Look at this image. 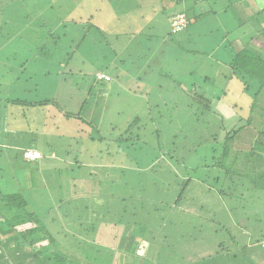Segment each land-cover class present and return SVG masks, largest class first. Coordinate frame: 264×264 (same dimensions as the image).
Returning <instances> with one entry per match:
<instances>
[{"label":"rangeland","instance_id":"obj_1","mask_svg":"<svg viewBox=\"0 0 264 264\" xmlns=\"http://www.w3.org/2000/svg\"><path fill=\"white\" fill-rule=\"evenodd\" d=\"M7 1L3 0L4 3ZM15 1L16 4L27 2ZM51 1L45 5H62L61 10H45L41 17L52 26L56 25L52 31L42 28L33 19L23 21L22 15L27 9L18 12L19 8L11 5L19 14L15 23L11 21L0 31V47L6 49L4 54L0 53V100L8 98V90L14 85L12 81L18 74L23 81L18 86H29V91L25 94L15 90L13 94L16 97L25 95L29 100L53 98L64 111L70 110L71 113H77L86 101L85 119L101 124L96 126H99L100 134L108 142L103 146L81 133L76 136L79 148L74 151L75 155L59 156L64 155L65 151L58 149L60 144L63 145L62 141L57 140L58 134L48 131L53 121H49L47 128L42 124L43 119L48 121L56 118L57 112L51 114L48 111L44 114L41 109L30 112L31 123H38L40 128L33 127L37 134V145L41 150H48L44 152H51L42 164L43 155L40 150H26L41 157L36 173L38 186L35 188L40 190L36 194L30 188L32 183L28 178L27 166L19 155L11 161L13 151L7 150L8 146L14 144L23 148L27 138L34 137L21 133L27 132L26 129L8 128L7 121L0 116V180L8 186L15 187L18 183L16 189L22 188L24 184L23 187L29 191V202L35 204L42 218L45 211L54 205L57 221L50 215L45 216L44 220L62 242L56 252L80 261L88 258L94 264H202L204 259L218 253V246L231 247L232 240L237 239L239 245L246 246V239H264V187L257 186L256 181L246 177L251 166V161L246 157L249 153V132L240 133L230 143L228 163L234 156H238L236 165L232 163L237 169L231 168L228 182L222 188L216 187L213 182V177L220 172L212 168V157L219 155L212 153L210 147L212 145L218 149L226 134L238 126L233 105L242 101L240 99L246 94L255 95V78L245 75L232 77L230 70L220 71L228 75L214 76L216 64L213 63L206 71L215 84H207L208 93L205 96L222 98L215 101L210 113L206 112L197 101L189 100L180 88L179 83L189 84L191 77L184 75L182 70L191 68L193 62L188 61L183 66L175 64L171 57L172 49L177 48L171 44L175 38H170L164 45L160 37V34L167 35L168 31L161 14L169 11L172 6L159 5L155 15L148 11L142 12L150 20L155 19L147 23L146 20L142 21L140 13L135 10L134 0ZM33 2L30 0V5ZM240 12L243 16L250 15V11ZM4 14L9 15L8 12ZM32 15L36 14L32 12ZM60 15L72 18L75 22L67 20L61 24L58 22ZM88 15L93 16L90 22L87 20ZM260 21L264 25V15ZM94 25L101 31L98 32ZM107 30L120 33L133 31V44L143 43L139 51L142 58L137 59L131 51L120 52L118 58H115L114 52L118 53L116 45L120 43L112 41L106 34ZM140 31H144L142 35ZM13 32L14 37L8 39L7 36ZM51 34L56 40L53 37L51 39ZM18 35L22 36V43H14ZM45 35L48 38H42ZM84 36H87L86 42L77 48V43ZM39 41L40 47L45 46L46 49L38 53ZM182 46L194 49L192 42ZM13 54L18 55L12 57ZM190 55L184 52L179 56L184 61ZM221 56L230 62L233 54L228 52ZM21 64H25L24 71L21 70ZM94 75L97 78L104 75L103 78L109 80L112 86L110 92L102 94L97 90L101 84L94 81ZM30 77H33L30 79L32 85L25 84ZM91 86L94 90L92 95ZM245 88H249L248 93ZM224 93L226 97L223 99ZM137 97L139 99L134 100ZM17 115L21 118L19 112ZM137 116L142 120L141 125L126 133L128 125ZM251 129L256 131L251 127L250 133ZM18 131H21L20 136L15 134ZM91 131L94 137L96 134L93 129ZM121 135L124 139L130 136L135 138L117 145L112 138ZM47 143L57 144V148L49 151ZM14 153L20 154L18 151ZM24 153L23 160H26ZM123 154L129 159L124 160ZM71 158H77L83 167L73 172L61 168V173L60 170L58 173L60 164L75 163ZM114 161L122 165H111ZM204 162L210 164L209 169L200 167ZM44 163H49V166L46 167ZM110 167L114 171L110 172ZM244 167H248L246 171ZM71 173L78 180H72ZM91 173L94 178L88 180L87 176ZM234 176L240 180L237 177L234 179ZM188 180L190 183L175 207L179 186ZM130 184L134 188H128ZM92 226L96 228L90 230ZM243 231H246V236H241ZM39 246V249H43L46 245ZM8 252L11 253L10 250ZM23 253L30 255L24 264H39L31 260L34 252L24 250ZM13 254L22 256V252ZM52 254L50 250L47 252V255ZM260 257L264 259V253ZM260 264H264V261Z\"/></svg>","mask_w":264,"mask_h":264},{"label":"trees","instance_id":"obj_2","mask_svg":"<svg viewBox=\"0 0 264 264\" xmlns=\"http://www.w3.org/2000/svg\"><path fill=\"white\" fill-rule=\"evenodd\" d=\"M8 1L7 3H4L3 0H0V6L7 5L9 3ZM37 1L39 2V0ZM50 1L51 0H42V2L39 3H48ZM177 1L181 2V0H177ZM14 2L15 5H30V0H27L28 3L26 2V4L25 3L22 4V2L21 4L20 3L16 4L15 0ZM32 5L38 6V3L34 0ZM61 6L59 7L61 8ZM217 7L218 8L216 9L213 6H211L210 9L195 13L193 15L191 13H187L188 10L187 12L184 13L183 10L181 9L178 10L176 7H173L172 5L170 10L166 11L168 12V14H166V12H162L161 14L163 19H165V23L168 27V31H167V35L163 36L160 34V37L162 38L161 40L162 43H164V45L166 42H168L170 38H175L174 40H171L172 41L171 44L173 45L175 44L177 46V48L172 47L173 49H172L171 57L173 58L175 64H179L183 66L184 63L187 65L188 61L190 63L193 62V66L191 68L187 67L186 69L182 70L184 71V75L191 77V80L189 81L188 85L179 83L180 88L184 90L189 100L193 99V101H197L201 105V107L206 110V112L208 111L210 113L211 108L214 106L215 101L216 100L220 101V99L222 98V97L220 98L217 97L216 99H214L210 97L207 98L205 96L207 92L206 89L207 84L210 85L212 84L213 86L215 84L212 76H209L206 70L210 69L212 64L215 63L216 73L214 76L220 75V73H218V71L220 70L218 69L222 67L221 64L219 65L218 60L221 59L222 57L221 55L223 53L227 54L228 52H231L233 54L232 60L227 64L228 68L226 69V70H230L232 77L234 75H240V76L245 75L250 78H255L256 88L253 90L255 95L246 94L240 99L242 101L236 102L233 105L234 111L236 110L234 114L236 115L235 119L238 121V126L236 125L231 131H229L226 134L223 143L220 142V144L222 143V146L219 145L218 149H216L212 145H210V147L212 153L219 155L218 157L215 158L212 157V162H213L212 168L220 172L213 177V182L215 183L216 187L222 188V186L228 182L229 176L231 175L230 172L231 168L237 169V167H234L233 164L236 165L238 161V156H234L231 162L228 163V159L230 158L231 155L230 143L236 137H238L240 133L243 132L246 134V132L247 133L249 132L247 138V141L250 142L248 143L249 153L246 155V157L251 161V166H250V172L249 171L246 172L248 174L246 175V177L250 178L254 182L256 181L257 186L264 187V25L260 21V18H262V16L264 15V9H257V10L254 9V11L252 10L250 15L247 17V16H243L240 11L234 10L233 12L232 10H228L229 6L223 7L218 5ZM220 8H225V9L223 12H220ZM48 10H52V9L50 8ZM177 14H184L186 22H185V26L180 31L174 32L171 27V18L176 16ZM191 16H193L194 19H191ZM60 17L62 18V21L59 20L58 22H60L61 24L66 23L67 20L70 21L73 20L72 18L71 19L65 18L64 16H59V19ZM92 17L93 16L88 15L87 20H89L90 22ZM75 18H80V17L75 16ZM157 23H158V19L156 20V24ZM94 26L95 29L98 30V32L101 31V29L98 26L96 25ZM41 27L48 28L50 31H52V29L55 28L56 25L52 26L50 22L48 23L46 22L43 25H41ZM107 32H106L107 36L112 41L120 43L119 45H116L118 53L114 52L115 58H118L120 52H130V51H131L130 53H133L137 57V59L142 58L139 55V51L143 46V43L140 42L139 44L136 45L133 44V40H132V37L134 36L133 31L128 33H120L115 30L114 31L107 30ZM143 32L144 31L141 32V35ZM101 33L102 32H100V34ZM50 37L52 40L53 38L56 40L55 36H53L52 34L50 35ZM122 37H125L126 39L123 40L121 39ZM42 38L41 40L43 41ZM46 38H48V36H46ZM21 39L23 38L22 37L16 38L14 43H22L23 40ZM86 40H87V36L81 38L80 41L77 43L76 47L79 48L80 46H82L86 42ZM40 42L41 41L38 42L39 45L38 50L40 49L38 53L43 52L46 49L45 46L40 47L41 46ZM190 42L194 44V49L190 50L182 46L183 44ZM146 47L149 48V46ZM133 49H135L134 52H132ZM5 50L6 49L4 48L2 49L0 47L1 54ZM162 51L164 52L165 49H163ZM174 51L178 53L177 56L175 55ZM54 52H52V54ZM184 52L191 53V55L187 59L182 61L181 60L182 58L179 55L183 54ZM17 55L18 54H13L12 57H17ZM14 59L17 60L16 58ZM23 61L24 60H22L21 62ZM209 61H211L212 63H210ZM21 66H23L21 70L24 71L25 64H21ZM103 73L108 74V72H103ZM158 76H160L159 73ZM32 78L33 77L26 79L25 84L32 85V82L30 80ZM170 78L173 79V77ZM15 79L16 82H14ZM15 79H13L12 82V85L14 84L13 86L15 88L12 86L8 90L9 93L8 98L4 100H0V116H2V119L5 120V122L7 121L6 126L8 128L10 129L16 128L22 130L26 129L27 131V132H21V131L15 132L16 135L20 136V134L22 133L27 137L28 136L34 137L33 139H30V137L27 138L26 142L24 143L25 147L23 148L13 147L14 145L12 147L10 146L7 147V150L13 151V155L11 156L12 157L11 161L14 160L13 157L19 155L21 157V161L23 162V164L27 166L30 176L28 178L32 183L30 188L31 190L34 191L35 188L38 186L36 181L37 180L36 173L38 172L37 170L39 169L38 162L40 165L41 164L40 161L42 160L41 162L43 164V162L46 161V159H48L45 157H50L49 155L51 152H44V150L46 151L47 149L41 150L37 145L36 143L37 134L35 129H40V128L38 127V123H31L32 122L31 117L29 116L30 112L32 111L36 112L35 109H41V111H43L44 114L47 113L48 111H50L51 114L52 112H57L56 114H58V116L56 118L48 119V121L46 119H43L42 124L44 128L45 127L47 128L49 127V121L50 120L53 121V125L48 129V131L54 134H58L56 136L57 140L62 141L61 143L63 144V145L60 144L58 149H60L62 152L65 151L64 155L60 154L59 156L68 157L70 155L73 156L75 155L74 151H76L79 148V142L75 141L77 140L76 136L80 135L81 133H84L87 136V138L90 139L91 141L93 142L97 141L99 144L101 145L103 144V146L107 144L106 141L108 142V139L104 135L100 134L99 126L98 127L96 126L101 124H99L96 121L92 122L91 120H87L88 118L85 119L84 107L86 105V101L81 104L80 109L77 113H71V112L63 111L59 103L53 98L29 100L25 98V95L16 97L13 94L15 90L25 92L26 94L29 91L28 90L29 86L28 87L25 85H22L23 87L18 86V83L23 82L21 81L22 79L21 77L18 76V74H16ZM94 81L101 84V88L97 90L102 94L105 91L110 92V89H112V86L110 85L111 83L108 82L109 80L104 79L103 77L97 78L94 75ZM103 84H108V86H105ZM17 87L21 90L17 89ZM93 92H94L93 86H91L90 95H92ZM222 92H225V90H222ZM246 92L247 93L249 92V88L246 89ZM225 97L226 95L224 93L223 99ZM137 99L139 98L137 97L134 100ZM260 101L263 102L258 104V102ZM49 107L53 109H48ZM18 112L20 113L21 118H18L19 117L17 115ZM116 115L118 117L120 116V114L118 113H116ZM141 122L142 120H140L139 116L135 117L134 120L131 122V124L128 125L129 129L125 130V132L129 133L131 132L130 129L139 128ZM33 127H35V129ZM251 127H253L256 131L254 132L251 129V133H250L249 129ZM44 128L42 130H44ZM92 129L96 134L94 137L91 136ZM155 132L157 134V131ZM138 136H136L137 141L139 138ZM134 138H135L134 136H130L129 138L124 139L123 136L121 135L119 137L112 138V140L116 142V144L118 145L122 141L123 142L128 140L132 141V139ZM213 139L215 140L216 136H214ZM49 144L50 143H47L46 145L47 148H49L50 146L49 151L57 148V144H52V143L50 145ZM217 144H219V142H217ZM26 147L34 148L38 151L40 150V152H42L43 155L42 159L40 157L33 161H29L27 159L24 161L22 155H23V151L26 152L25 151ZM102 150L103 153L105 154L106 153L105 147H103ZM16 151H18L20 154H15L14 152ZM123 155H124L123 157L124 160L125 158L126 160L129 159L127 155L125 154ZM53 156L54 154L51 157ZM70 160H74L75 163L73 165L69 163L60 164L59 165L60 169H58V173L59 170L61 173V168L73 172L74 169L77 170L83 167L82 164H80V162L77 160V158L74 159L71 158ZM117 164H121V163H119L118 161L116 163L114 161L111 165H117ZM209 165L210 164L204 162L203 164H200V167L203 169H209L210 168ZM47 166H49V163L46 165V167ZM245 168L246 167H244V169ZM196 169L197 167L193 170ZM44 170L46 171L47 169ZM112 171H114V169L110 167V172ZM70 175L72 180H78L76 179V176L73 173H71ZM251 176H254L255 180ZM87 177L88 180L94 178L93 173H91ZM235 177L237 176H234L233 178L235 179ZM237 178H238L237 180H240L239 177ZM98 181H100L99 178ZM153 181H155L154 178ZM189 183L190 180L186 181L185 183L183 182L181 184L182 186L181 185L179 186L180 189L178 190L179 193L177 198L175 199V204H174L175 207L176 205H178L179 200L184 195L186 187L189 185ZM8 185L9 184L6 183L2 184L0 180V264H24L26 258L30 256L29 254L25 255L26 253H23L24 250H28L29 252H34L32 254L31 260L39 264H94V262L92 263L91 261L88 260V258L86 259L83 258L84 260L80 261L79 259L72 258L70 255H66L65 253L64 254L57 253L56 252L57 247L62 242H60V240L58 239L57 237L58 235L55 234L56 232L53 233L51 231L52 229L49 228V226L46 224L44 220L45 216L47 217L50 215L54 218V221H57V217H56L57 209L52 204L50 208L45 211L44 213L45 216L42 218L36 211L35 204L29 202L28 200L29 191H26L27 188L23 187L24 184H22L23 185L22 188L19 187V189H16L17 185H19L18 183L17 185H15V187ZM254 186H256V184H254ZM137 187L139 186H136V188ZM9 188L15 190L9 191ZM128 188H134V185L130 184L128 185ZM39 190H35L34 193L36 192V194H38ZM220 192L222 193L221 190ZM59 202L61 204L63 203L62 200H60ZM111 212L108 211L107 213H111ZM201 219L203 218L201 217ZM94 228L96 227L92 226V228L90 227V230H94ZM246 234H247L246 231H243L241 233V236H246ZM232 241L233 244L231 245V247L218 246L217 247L218 253H215L214 256H210L207 259H204L202 264H260L261 261H264V259L260 257L261 254L264 253V239H262L261 237L250 241L249 239H246V243H248L246 246L239 245L237 243V239ZM41 244L42 245L45 244L46 246L43 249H39L40 248L39 245ZM7 250L8 251L10 250L11 253H9ZM49 250L53 253L52 256L47 255V252ZM18 252H22V256L20 254H19L20 256L13 254ZM14 261H18V262L14 263Z\"/></svg>","mask_w":264,"mask_h":264},{"label":"crops","instance_id":"obj_3","mask_svg":"<svg viewBox=\"0 0 264 264\" xmlns=\"http://www.w3.org/2000/svg\"><path fill=\"white\" fill-rule=\"evenodd\" d=\"M11 1V0H10ZM9 1V3L7 5H1L0 6V29H2L3 27H5L6 25H8L9 23H11V21L13 23L15 18L18 16V14L12 9L11 5H15L14 3L11 4V2ZM135 1V10L137 12L140 13V17L142 19V21H146L148 22H152L154 19L150 20L149 16L145 17L142 15V12L144 11H148L151 13H154L155 15V10L158 8V6H162V5H169L173 7H176L177 9H181L183 10V12H188L187 13H191V14H195L201 11H206L208 9H210L211 6H213L214 8H218L217 6H229L228 10H232L234 12V10L236 11H250V13L252 12V10L254 11V9L256 8H260L264 9V0H181V2L177 1V0H134ZM52 3V1H51ZM49 3L48 5H45L47 3H38V6H33V5H16L17 8H19L18 12L20 11V9H27L26 13L24 15H22V19L23 21H30V19H33V21H36L38 23H40V25H43L44 23H48V21L46 19H41V17L43 16V14L45 13V10L47 11L48 9H58L61 10V8L57 5L55 6L54 4ZM256 4V5H255ZM32 6V7H31ZM154 6V7H153ZM153 7V8H152ZM176 9V11H177ZM225 8H220V12H223ZM257 10V9H256ZM8 12L9 15H5L4 13ZM32 12H34L36 15H32ZM61 16V15H60ZM191 19H194L193 16H191ZM60 21H62V18L60 17L59 19ZM58 20V21H59ZM150 20V21H149ZM29 30V28H28ZM1 31V30H0ZM15 32H18V30H15ZM15 32L12 33V35L7 36V38L9 39L10 37H14ZM28 34V33H27ZM22 36L18 35L16 36V38H21ZM14 38V39H16ZM46 38V35L43 37ZM8 43V42H7ZM219 65L221 64L220 71H224L228 68V63L229 61L226 60L225 56H222L221 59L218 60ZM218 71V73H220V75H224L227 73L224 72H220ZM109 75V74H107ZM13 82V81H12ZM139 92V91H137ZM63 110V108H62ZM66 110V109H65ZM64 111V110H63ZM67 112H69L70 110H66ZM78 112V111H77ZM13 147H17L14 146ZM34 148H28L26 147V150H32ZM36 150V149H34ZM25 161V160H24Z\"/></svg>","mask_w":264,"mask_h":264},{"label":"built area","instance_id":"obj_4","mask_svg":"<svg viewBox=\"0 0 264 264\" xmlns=\"http://www.w3.org/2000/svg\"><path fill=\"white\" fill-rule=\"evenodd\" d=\"M185 17L184 14H177L171 19V27L174 32L180 31L185 26ZM104 75L98 76V78H102ZM25 159L27 160H35L39 155L35 152L26 151L24 153ZM39 158V157H38Z\"/></svg>","mask_w":264,"mask_h":264}]
</instances>
